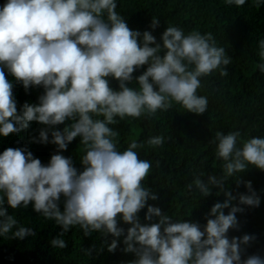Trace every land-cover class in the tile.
Listing matches in <instances>:
<instances>
[{"label": "clouds", "instance_id": "1", "mask_svg": "<svg viewBox=\"0 0 264 264\" xmlns=\"http://www.w3.org/2000/svg\"><path fill=\"white\" fill-rule=\"evenodd\" d=\"M245 2L225 0L235 6ZM261 4L264 0H255L256 7ZM116 8V0H6L0 6V136L27 129L33 121L55 126L67 120L71 123L62 131L51 132L50 142L63 151L80 137L85 152L79 171L59 151L47 165L21 148L0 153V235L17 224L5 203L11 209L31 203L33 211L61 227V236L77 225L86 236L93 232L115 238L123 235V251L136 257L130 264H264L258 255L241 259L240 245L253 237L230 240L227 236L237 226L235 214L242 211L230 207L235 199L230 192H224L223 203L211 207L208 215L213 218L207 219L203 230L197 223L173 222L160 208L147 205L157 196L142 183L151 168V162L136 151L143 144L132 140L125 150H118V132L110 127L117 117L152 116L157 110H168L173 102L189 113H205L208 99L197 94L201 78L229 65L231 59L211 32L185 34L179 27L168 26L157 43L151 32L131 30ZM158 24L153 18L150 26L155 29ZM258 47L261 62L256 68L264 73V39ZM145 65L135 77L138 87H129L134 71ZM5 69L25 90L43 87L38 104L25 103L17 112ZM220 75L226 76L227 70ZM109 77L118 81L119 90L110 87ZM240 135L239 131H217L211 143L223 161L222 177L209 176L204 182L196 176L186 187L195 186L208 196L210 186L223 190L227 178L249 165L264 170V138L251 137L238 146ZM39 136L41 142H48L46 131ZM146 143L161 146L164 137L152 136ZM245 186L251 188V182ZM61 197L63 211L58 204ZM239 203L259 206L260 200L255 193L241 194ZM146 205L144 219L156 217V222H140L137 214ZM118 219L130 225L126 234L118 227ZM29 235L34 233L23 226L12 232L16 239ZM51 245L67 246L62 238L52 239ZM116 248L113 239L107 250Z\"/></svg>", "mask_w": 264, "mask_h": 264}, {"label": "trees", "instance_id": "2", "mask_svg": "<svg viewBox=\"0 0 264 264\" xmlns=\"http://www.w3.org/2000/svg\"><path fill=\"white\" fill-rule=\"evenodd\" d=\"M5 3L6 0H0V6ZM116 4V11L131 30L149 31L157 43H161L160 36L168 26L179 27L185 34L193 30L202 34L211 32L217 45L224 47L226 56L231 59L229 65H222L221 69L201 78L197 94L208 99L205 113H189L173 102L166 111L157 110L152 116L139 118L117 117V123L110 126L118 132V150H125L132 140L143 144L136 151L141 159L151 162V168L142 183L157 196L156 200L149 199L147 205L160 208L173 222L197 223L203 230L207 219L213 218L208 215L211 207L223 203L227 199L224 192H230L235 197L230 207L242 211L235 214L237 226L229 229L228 238L253 237L247 244L240 245L241 259L251 255L264 258V170L249 165L245 171L227 178L223 190L210 186L208 196H202L195 186L186 187L196 176L204 182L209 176L222 177L223 161L216 157L215 145L211 143L217 131L225 134L239 131L238 146L240 141L251 137L264 138V73L256 68L261 62L258 43L264 39V4L256 7L255 0H246L243 6L228 5L225 0H116ZM153 18L159 21L155 29L150 26ZM146 67L134 71L129 87H138L135 77ZM222 69L227 70L226 76L220 75ZM5 75L12 83L18 113L25 103H39L44 92L42 86H30L25 90L7 69ZM108 79L110 87L119 90L118 81ZM69 123L71 121L66 120L64 124L48 126L30 122L27 129L7 137L0 136V153L6 148H21L47 165L50 157L59 151L64 157L71 158L78 171L82 170L80 159L85 152L79 143L80 137L63 151L50 142L51 132L62 131ZM41 130L48 133V142L40 141ZM157 135L164 137V143L148 146L147 139ZM201 172L203 176H200ZM246 182H251V188L245 186ZM253 193L260 200L259 206L239 203L241 194ZM58 204L63 211V197ZM147 205L137 214L142 224L157 221L156 217L151 221L144 219ZM4 207L17 224L8 234L0 235V264H130L136 259L134 253L123 251V235L115 238L93 232L86 236L77 225L61 236V227L33 211L31 203L26 208L11 209L6 203ZM230 207L223 209L224 214H228ZM21 226L30 229L34 235L14 238L12 232ZM118 227L126 234L130 225L118 219ZM55 238L64 239L67 246L63 249L53 247L51 240ZM113 239L117 240V248L109 252L108 244Z\"/></svg>", "mask_w": 264, "mask_h": 264}]
</instances>
